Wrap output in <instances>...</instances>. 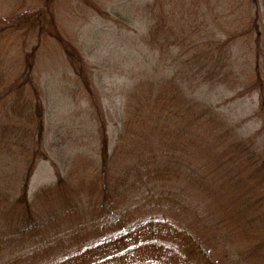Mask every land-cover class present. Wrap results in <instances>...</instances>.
<instances>
[{"label":"rangeland","instance_id":"374dc122","mask_svg":"<svg viewBox=\"0 0 264 264\" xmlns=\"http://www.w3.org/2000/svg\"><path fill=\"white\" fill-rule=\"evenodd\" d=\"M44 1L0 0V26L6 25L17 11L34 10ZM50 2L57 27L77 48L81 65L73 63L51 36L36 42L6 27L0 37V58L11 69L10 79L19 72L25 52L36 45L32 76L43 107L44 154L36 155L27 187L29 194L53 182L57 175L74 173L68 189L77 186L84 172L90 177L101 131L106 130L110 150L122 126L127 96L146 77L183 79L190 94L209 102L242 136L254 140L264 157V0H258V44L253 31L247 36L230 34L241 18H252L255 7L250 0ZM3 119L0 128L7 122L18 131L17 125H27L23 115L16 113L9 121L6 116ZM198 130L211 131L208 125ZM16 134L19 141L25 140L19 132L9 133ZM133 139L137 146L132 162L141 164L150 151L158 152L164 147L171 150L179 164L189 161L193 170L188 175L174 171V165L167 167L168 173L156 181V190L152 189L154 194L144 197L146 201L140 204L133 200L127 214L116 224L101 221L97 210L86 203L74 215L53 217L44 238H40L42 230L39 238L27 241L28 235L12 230L9 222L14 215L9 210L0 212V264H49L73 250L83 252L81 258L86 264H137L128 256V249L138 237H112L119 235L126 220L160 217L161 210L166 214L162 218L177 220L196 231L201 242L216 252L217 264H264V240L257 228L261 219L255 217L257 208L250 193L253 189L248 190L249 186L255 187L256 178L249 167L241 171L236 155L220 159L219 141L213 145L201 143L186 134L181 121L171 137L161 139L160 132H149L148 136ZM7 143L0 142L5 146ZM11 148L16 150L11 160L16 159L23 147ZM4 156L5 160L0 161L8 160L5 153ZM25 157L22 167L30 158L28 154ZM118 162L122 169V157ZM17 164L9 163V171ZM89 177L84 178V190L91 192L92 198L99 197L100 193L90 188ZM188 200L195 208L184 205ZM106 239L108 242L99 248L91 247L85 252L82 248L86 243ZM164 253L149 248L135 254L158 256V264L206 263L192 249L180 250L179 257Z\"/></svg>","mask_w":264,"mask_h":264},{"label":"trees","instance_id":"16d2710c","mask_svg":"<svg viewBox=\"0 0 264 264\" xmlns=\"http://www.w3.org/2000/svg\"><path fill=\"white\" fill-rule=\"evenodd\" d=\"M250 3L255 7L252 18H241L230 34L234 37L247 36L250 31H253L258 44L261 36L258 28L260 20L258 0H250ZM6 27L20 32L23 38H34L36 42L42 40L44 36H51L61 45L73 63L78 62L81 65L82 60L77 48L60 33L57 27L50 0H45L34 10L17 11L11 20H7L6 25L0 26V37L6 31ZM35 49L34 44L30 51L25 52V60L12 79H10L12 73L10 67L0 58V119L5 121L3 117L6 116V120L9 121L16 113V115H23V121L27 123L23 126L17 125L20 131L17 128L14 130L8 122L1 123L0 128V142H8L6 146L0 144V160L2 158L5 160L4 153L8 158L7 161H0V212L5 213L9 210L11 215H14V219L9 222L13 231L15 230L21 236L28 235L29 237L25 239L28 241L30 237L39 238L43 230L44 235L40 238H44L45 232L48 231L47 226L53 225L51 224L53 217L59 218L62 214L71 213L74 215L77 213L76 210L86 203L87 206L90 205L97 210L101 221L116 224L122 216L127 214L133 200H137L140 204V201H146L144 197L154 194L152 191L156 190L158 185L156 181H161L165 177L168 173L165 171L167 167L174 165V171L190 175L193 170L191 163L187 161L179 164L169 148L161 147L162 149L158 152L150 151L149 156L141 164L132 162L131 158L137 146L134 145L133 137L137 135L145 137L149 132L158 134L160 132L161 139L171 137L173 128H177V122L181 121L185 124L186 134L197 138L201 143L213 145V142L219 141V146L222 147L220 159L228 160L232 158V155H236L239 159L237 167L241 166V171L249 167L250 174L256 178V183L255 187L249 186L248 190L253 189L250 193L257 208L255 217L258 220L261 219V225L257 227L260 233L257 232L264 240V157L258 151L256 142L242 136L235 127L219 115L209 102L190 94L183 79L173 76H163L159 79L146 77L127 96L121 120L122 126L110 150L106 130L101 131L98 157L94 159L96 163L91 169L90 177L84 172L80 175L77 186L68 189L67 185L74 177V173L57 175L53 182L38 186L32 194H29L27 187L36 155L44 154L43 107L38 94L39 90L32 76ZM204 125H208L210 130L215 132L206 133L198 130ZM153 128H157V131ZM11 132H19L25 140L19 141L17 134L9 135ZM129 132L132 135H129ZM14 145L23 148L20 152L18 151L16 159L11 160V155L16 151L11 148ZM27 154L30 157H28L29 161L25 167H22V161H27L25 157ZM119 157H122L124 162L122 169L119 167ZM11 162H18V164L9 171ZM225 162L222 161V163ZM115 169L117 172L112 173ZM85 177H89L90 188L94 192H99V197L92 198L91 192L86 193L83 185ZM187 204L195 208L192 200L184 202V205ZM45 206L47 208H43ZM51 208L54 211H51ZM172 209L173 212L174 209ZM257 210H260L259 214ZM162 215L166 216L161 210ZM160 217L142 218L140 216L126 220L119 235L112 238L119 239L130 235L138 237L137 242L128 249V256L137 261V264H158L156 262L158 256L142 257L135 254L149 248L162 250L164 254L177 257L182 254L179 253L180 250L185 252L187 249L188 251L192 249L199 258L206 261L205 264H217L216 252L214 253L212 247L201 242L202 239L196 231L177 220ZM175 237H179V240ZM107 242L108 239L96 240L92 244L86 243L82 248L85 252L91 247L99 248ZM82 253L73 250L50 260L49 264H86L81 258Z\"/></svg>","mask_w":264,"mask_h":264}]
</instances>
